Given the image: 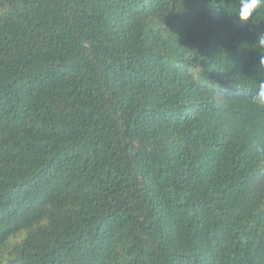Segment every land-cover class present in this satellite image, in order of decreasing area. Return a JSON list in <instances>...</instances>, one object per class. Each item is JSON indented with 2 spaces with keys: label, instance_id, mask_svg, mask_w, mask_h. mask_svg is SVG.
Returning a JSON list of instances; mask_svg holds the SVG:
<instances>
[{
  "label": "trees",
  "instance_id": "16d2710c",
  "mask_svg": "<svg viewBox=\"0 0 264 264\" xmlns=\"http://www.w3.org/2000/svg\"><path fill=\"white\" fill-rule=\"evenodd\" d=\"M240 6L0 0V264H264Z\"/></svg>",
  "mask_w": 264,
  "mask_h": 264
},
{
  "label": "clouds",
  "instance_id": "9594fccd",
  "mask_svg": "<svg viewBox=\"0 0 264 264\" xmlns=\"http://www.w3.org/2000/svg\"><path fill=\"white\" fill-rule=\"evenodd\" d=\"M240 9L237 18L241 22H248L249 18L254 15L258 6L264 5V0H240ZM258 40L257 51L264 48V32L257 36ZM260 64L264 66V54L260 56ZM252 103L259 108H264V80H261L258 88L252 96Z\"/></svg>",
  "mask_w": 264,
  "mask_h": 264
}]
</instances>
